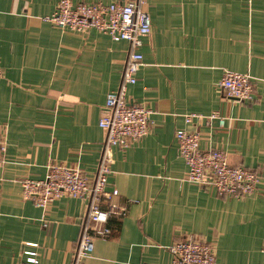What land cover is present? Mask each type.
I'll use <instances>...</instances> for the list:
<instances>
[{
	"label": "crops",
	"instance_id": "obj_1",
	"mask_svg": "<svg viewBox=\"0 0 264 264\" xmlns=\"http://www.w3.org/2000/svg\"><path fill=\"white\" fill-rule=\"evenodd\" d=\"M58 1L0 0V264L24 261L25 251L38 264H72L86 202L62 197L41 210L22 198L19 180L44 179L49 164L93 176L106 136L98 120L127 57L126 41L43 21ZM142 8L152 29L128 96L153 112L152 126L113 148L106 191L117 190L126 211L84 264H171L169 247L189 237L211 244L215 264H264V0H144ZM227 70L250 74L252 102L217 87ZM213 112L222 126L184 120ZM177 130L200 132L201 149L257 172L256 193L235 199L188 182Z\"/></svg>",
	"mask_w": 264,
	"mask_h": 264
},
{
	"label": "built area",
	"instance_id": "obj_2",
	"mask_svg": "<svg viewBox=\"0 0 264 264\" xmlns=\"http://www.w3.org/2000/svg\"><path fill=\"white\" fill-rule=\"evenodd\" d=\"M144 0L120 2L85 3L83 1L59 0L52 14L42 18L59 29L82 33L96 30L113 41H126L128 44L122 77L118 88L106 96L103 113L98 126L106 133L96 171L90 178L77 168L61 164H49L44 179L22 178L19 184L22 198L44 210L51 202L69 197L86 202L82 215L80 234L72 258V264H84L94 250L95 238H108L115 224L126 209L115 199L118 191L107 192V179L110 173L113 148L126 149L145 137L152 126L153 112L143 104L130 102L128 88L137 82V73L142 63L140 48L142 40L151 33L152 22L143 10ZM2 71L0 68V79ZM225 96L238 102H252L255 96L253 80L248 73L225 71L217 83ZM186 123L193 120H217L222 126L224 119L213 112L209 116L187 114ZM179 156L187 167L186 180L199 186L213 188L219 196L235 199L256 193L260 177L254 170L242 166H231L226 155L219 150L201 149L200 132L177 130L175 133ZM6 151L0 140V162ZM36 247V244H26ZM171 264H215L211 244L201 238H186L169 247ZM264 253V245L262 247ZM26 259L18 264H38L37 253L25 251Z\"/></svg>",
	"mask_w": 264,
	"mask_h": 264
}]
</instances>
